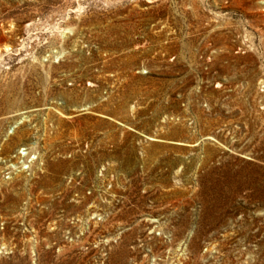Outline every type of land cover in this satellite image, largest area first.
Wrapping results in <instances>:
<instances>
[{
	"label": "rangeland",
	"instance_id": "rangeland-1",
	"mask_svg": "<svg viewBox=\"0 0 264 264\" xmlns=\"http://www.w3.org/2000/svg\"><path fill=\"white\" fill-rule=\"evenodd\" d=\"M0 264H264V0H0Z\"/></svg>",
	"mask_w": 264,
	"mask_h": 264
},
{
	"label": "built area",
	"instance_id": "built-area-1",
	"mask_svg": "<svg viewBox=\"0 0 264 264\" xmlns=\"http://www.w3.org/2000/svg\"><path fill=\"white\" fill-rule=\"evenodd\" d=\"M18 155H20V157H22L23 159L24 158H28V160H29V153L27 154V153H25V152H18ZM24 164V163H23ZM24 167V166H23ZM25 168V167H24Z\"/></svg>",
	"mask_w": 264,
	"mask_h": 264
}]
</instances>
